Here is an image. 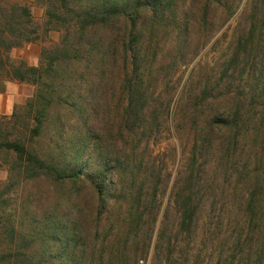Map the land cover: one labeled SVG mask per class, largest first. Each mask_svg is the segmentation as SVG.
<instances>
[{
	"label": "trees",
	"instance_id": "obj_1",
	"mask_svg": "<svg viewBox=\"0 0 264 264\" xmlns=\"http://www.w3.org/2000/svg\"><path fill=\"white\" fill-rule=\"evenodd\" d=\"M242 1L47 0L44 31L61 37L41 50L37 66L8 57L36 34L26 28L32 26L28 9L5 16L0 77L35 92L23 115L0 117L7 168L0 264L138 263L149 246L142 228L148 218L156 221L162 177L149 162L148 146L171 117L168 77L212 40ZM248 5L217 85L201 86L191 103L189 121L197 131L174 182L173 203L175 232L190 234L204 198L220 197L228 183L243 215L233 244L238 264H264V0ZM223 82L232 90L210 99ZM40 181L54 190L40 214L29 213L26 203L21 214L8 211L13 188ZM89 195L94 203L87 209L80 197ZM87 226L95 229L90 239Z\"/></svg>",
	"mask_w": 264,
	"mask_h": 264
},
{
	"label": "rangeland",
	"instance_id": "obj_2",
	"mask_svg": "<svg viewBox=\"0 0 264 264\" xmlns=\"http://www.w3.org/2000/svg\"><path fill=\"white\" fill-rule=\"evenodd\" d=\"M47 5V0H0V22L4 23L5 16H9L13 10L16 16L19 9L25 7L30 13L32 23V26L26 28L36 29V34L30 35V44L9 51L8 57L12 63L37 66L41 50L59 44L60 32L44 31ZM248 6V0H243L236 15L217 30L212 40L191 61L176 70L171 78L168 77L170 81L166 90L172 94L171 117L161 133L148 146L149 162L154 163L162 177L160 193L153 211L156 221L148 218L142 228L143 241L149 246L146 254L139 257L137 264H238L241 259L240 250H235L233 244L243 226V215L234 204L229 184H224L225 189L220 197L204 198L193 231L184 235L175 232L178 214L173 203V189L174 182L178 181L184 171L197 131L189 121V114H192L191 103L201 86L209 81L210 86L217 85L220 64L229 56L232 43L239 33L238 22H242V16ZM195 42L196 40L193 41ZM163 86L164 84L159 90L163 89ZM231 90L232 88L223 82L220 88L211 93L210 99L226 96ZM34 92L35 87L30 84L0 77V117L9 118L13 112L23 115L24 105ZM42 143L47 142L45 140ZM213 163L214 161L209 164L210 170L214 169ZM6 170L0 158V191L7 184ZM53 194V188L46 181L37 184L22 183L9 193L12 201L8 211L21 214V206L26 203L29 213L40 214L51 198L53 199ZM80 200L82 206L92 208L94 201L90 195L80 197ZM213 200H218L215 205ZM103 221L104 217L101 226ZM83 232L90 239L94 237L95 229L93 226H87Z\"/></svg>",
	"mask_w": 264,
	"mask_h": 264
}]
</instances>
